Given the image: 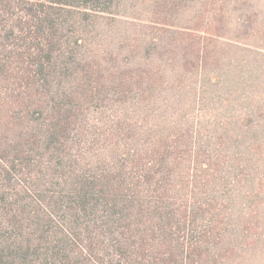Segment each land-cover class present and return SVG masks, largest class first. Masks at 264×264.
Wrapping results in <instances>:
<instances>
[{
  "label": "trees",
  "instance_id": "trees-1",
  "mask_svg": "<svg viewBox=\"0 0 264 264\" xmlns=\"http://www.w3.org/2000/svg\"><path fill=\"white\" fill-rule=\"evenodd\" d=\"M116 1L0 0V264H219L232 254L223 204L205 193L220 163L190 131L126 116L82 141L86 21ZM223 20L181 27L175 43L189 44L198 68L226 38Z\"/></svg>",
  "mask_w": 264,
  "mask_h": 264
},
{
  "label": "rangeland",
  "instance_id": "rangeland-1",
  "mask_svg": "<svg viewBox=\"0 0 264 264\" xmlns=\"http://www.w3.org/2000/svg\"><path fill=\"white\" fill-rule=\"evenodd\" d=\"M219 15L226 38L210 44L199 69L189 44L175 41L184 25ZM162 17L176 27L159 32L150 22ZM85 36L82 141L126 116L190 131L204 159L220 163L205 191L223 204L232 250L219 264H264V0H117L86 21ZM171 42L178 47L168 53Z\"/></svg>",
  "mask_w": 264,
  "mask_h": 264
}]
</instances>
